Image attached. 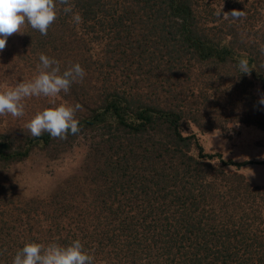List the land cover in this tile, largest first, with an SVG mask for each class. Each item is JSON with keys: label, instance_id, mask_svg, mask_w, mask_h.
I'll use <instances>...</instances> for the list:
<instances>
[{"label": "trees", "instance_id": "16d2710c", "mask_svg": "<svg viewBox=\"0 0 264 264\" xmlns=\"http://www.w3.org/2000/svg\"><path fill=\"white\" fill-rule=\"evenodd\" d=\"M237 1L226 0L230 14ZM195 2L70 0L68 14L57 3L46 36L27 22L21 27L24 45L59 61L61 72L76 63L85 70L45 106L80 104V131L34 138L19 126L23 140L5 136L0 158L21 163L35 147L53 158L81 136L88 144L80 150L84 176L63 181L45 204L59 223L47 229L32 217L0 216V264H12L27 243L74 240L92 264H264V192L224 170L249 163L206 153L191 132L230 123L264 130V105L254 92L264 88V39L259 49L248 42L239 52L226 39L234 23L200 22ZM241 58L250 74L238 67Z\"/></svg>", "mask_w": 264, "mask_h": 264}, {"label": "rangeland", "instance_id": "374dc122", "mask_svg": "<svg viewBox=\"0 0 264 264\" xmlns=\"http://www.w3.org/2000/svg\"><path fill=\"white\" fill-rule=\"evenodd\" d=\"M243 1H237L239 6H235V10L244 11L245 15L235 20H231V16H224L225 13L230 14L226 0L195 2L200 22L210 21L212 22L211 27L226 25L230 21L234 23V37L227 36L226 39H232L233 46L239 52H245L246 47L245 50H241L240 47L247 45L248 42L247 47L259 49L261 39H264V0H249L248 4ZM248 19L250 20L247 21ZM250 25L251 28H247ZM224 30L226 33L225 27ZM262 43L264 44L263 41ZM40 54L39 51L33 52L31 48L24 45L23 36L21 37L18 33L10 36L5 50L0 52V91L14 88L20 82H29L38 75V64L35 65L34 60ZM206 70L204 69V72ZM198 76L199 74L194 75V77ZM217 88L219 92H223L225 85L218 84ZM145 89L148 99H152L153 96L148 93L149 89ZM254 92L260 101L264 99V88L259 84L254 86ZM21 103L24 104L22 117H12L10 114L0 116V142L5 139V136L10 139L23 140L17 136L23 134L19 126L25 127L37 112L45 109L46 97L25 98ZM191 132L198 135L200 144L206 153L220 154L227 162H248L249 165L240 169L230 166L225 167L224 170L226 173H238L243 176L252 187L260 189L259 194L264 192V130L262 128L230 123L222 130L216 129L202 133L193 128ZM87 144V138L81 136L70 149L60 148L62 153L53 158L41 151L40 147H35L30 156L21 163L8 164L4 158H0V211L2 212L0 216L10 220L9 214L14 218L22 215L27 223H29L28 217H32L37 220L33 223L47 229L59 223L58 216L50 217L54 210L45 207V204L50 196L60 188L63 181L70 177L82 178L84 176V172H80L83 161L80 150ZM79 173L82 174L78 175ZM32 213L35 215L29 216Z\"/></svg>", "mask_w": 264, "mask_h": 264}, {"label": "clouds", "instance_id": "9594fccd", "mask_svg": "<svg viewBox=\"0 0 264 264\" xmlns=\"http://www.w3.org/2000/svg\"><path fill=\"white\" fill-rule=\"evenodd\" d=\"M57 3L64 6V13H72L73 5L70 0H0V52L5 50L7 40L16 33H21V27L27 22L32 29L47 35L49 27L57 19ZM244 11L233 10L231 16L239 19ZM72 19L76 24L82 20L80 14L74 13ZM22 34V33H21ZM37 65L39 74L29 82H20L14 88L0 91V116L10 114L12 117L24 115L25 98L56 97L61 92L67 94L71 85L82 81L85 70L76 63L61 72L60 62L40 54ZM238 67L244 74H250L248 60L241 58ZM264 104V99H261ZM80 104L46 108L37 112L25 125L34 138L47 132L53 139H67L68 134L76 135L79 120L75 113L81 109ZM94 257L84 251L80 240H74L67 246L50 243L47 246L39 243H27L15 255L12 264H92Z\"/></svg>", "mask_w": 264, "mask_h": 264}]
</instances>
